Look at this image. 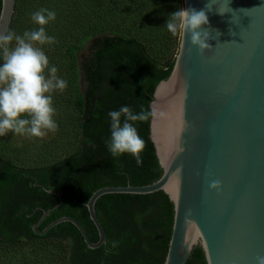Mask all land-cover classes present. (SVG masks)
I'll list each match as a JSON object with an SVG mask.
<instances>
[{
    "label": "trees",
    "instance_id": "obj_1",
    "mask_svg": "<svg viewBox=\"0 0 264 264\" xmlns=\"http://www.w3.org/2000/svg\"><path fill=\"white\" fill-rule=\"evenodd\" d=\"M170 1L173 12L183 8V0ZM23 2L31 5L30 0H15L9 27L15 33L24 24ZM92 3L90 14L66 9L69 14L66 27L76 30V36L64 47L55 65L57 75L68 82L59 117L63 124H72L77 131L72 150L37 161L14 153L16 147L0 138V264H37L38 255L32 253L31 257L23 250L35 244H42L44 248L40 249H45L46 243L63 251L61 264L164 263L174 211L161 191L101 196L95 203V211L106 243L97 249H89L77 229L67 222L52 227L43 236L33 231L42 211L59 202L55 195L58 193L62 202L47 214L37 230L68 216L79 222L88 238L96 242L97 232L84 205L92 193L107 186L148 185L162 174L149 139L150 119L135 123L145 142L142 165L137 166L129 154L113 157L107 141L108 113L122 106L134 112L142 108L150 110L154 88L168 77L176 56V53L166 59L154 56L149 34L133 32L125 22L132 19L141 24L144 21L145 25L155 22L163 26L167 11H162V3L158 5L155 0ZM45 8L54 12L57 8L64 10L63 1L54 0ZM56 18L61 19V13ZM163 33L161 36L171 39L178 51L180 33L173 36L167 29ZM84 51L89 56L81 59ZM185 264H206L200 247L193 249Z\"/></svg>",
    "mask_w": 264,
    "mask_h": 264
},
{
    "label": "water",
    "instance_id": "obj_2",
    "mask_svg": "<svg viewBox=\"0 0 264 264\" xmlns=\"http://www.w3.org/2000/svg\"><path fill=\"white\" fill-rule=\"evenodd\" d=\"M183 0L184 9L204 10L213 50L201 53L180 34L172 70L154 88L149 139L162 174L142 185L97 189L84 204L98 239L92 242L74 218L37 227V235L67 222L89 249L106 243L95 211L107 194L163 192L173 205V224L163 264H185L200 247L206 264H256L264 256V0ZM229 3V5H228ZM229 7H228V6ZM15 0H1L0 34L9 30ZM218 32V33H217ZM220 34V35H219ZM218 180L219 190H209ZM48 193H54L46 190Z\"/></svg>",
    "mask_w": 264,
    "mask_h": 264
},
{
    "label": "clouds",
    "instance_id": "obj_3",
    "mask_svg": "<svg viewBox=\"0 0 264 264\" xmlns=\"http://www.w3.org/2000/svg\"><path fill=\"white\" fill-rule=\"evenodd\" d=\"M216 3L217 0H209L207 9L210 11ZM220 4L217 12L223 15L227 12L223 0ZM31 19L38 25L35 30L25 31L23 35L12 30L0 34V137L11 132L42 139L49 132L58 130L52 94L56 91L62 93L68 82L57 75V67L49 65L41 47L55 43L54 37L47 35L46 26L56 19V13L42 8L32 13ZM207 24L204 10L178 8L168 15L164 27L173 36L187 33L190 44L203 53L213 50L208 43L209 32L203 30ZM13 41L15 46L10 47ZM153 115L151 110L142 108L134 112L128 106L110 111V138L107 141L110 154L113 157L129 154L137 166L142 165L141 153L145 142L139 136L135 123L146 122ZM208 187L209 190H219L221 183L213 180ZM255 262L264 264V256H256Z\"/></svg>",
    "mask_w": 264,
    "mask_h": 264
},
{
    "label": "rangeland",
    "instance_id": "obj_4",
    "mask_svg": "<svg viewBox=\"0 0 264 264\" xmlns=\"http://www.w3.org/2000/svg\"><path fill=\"white\" fill-rule=\"evenodd\" d=\"M54 0H30L31 5L25 4L23 2V8L25 7V12L23 16L24 24L21 26L18 35H23L25 31L35 30L38 25H36L32 19L31 14L39 11L42 8H45L47 4L52 3ZM58 1V0H55ZM63 1V9L57 8L55 13L56 16L61 13V19L56 18L54 21H50L46 26V33L48 36L54 37V44H46L41 46L42 50L45 52L49 59V65L55 66L58 63L60 58V54L63 51L64 47L74 41V37L76 36V30L71 29V27H66L69 19L68 12L66 13V9L78 11L79 9L82 12L91 13V7L93 9L94 0H61ZM158 5H163L162 11H167L165 15H169L173 13L171 9V1L170 0H155ZM166 9V10H165ZM27 12V13H26ZM70 13V12H69ZM26 15V16H25ZM152 17V16H151ZM153 19V18H152ZM166 18L164 16L163 22H166ZM142 21V20H141ZM127 28L132 30L133 32H139L142 34H149L150 36V45L151 50L153 51L154 56L159 58H171L177 53L176 45L174 42L169 39L166 40L163 31L166 30V27L161 26L160 24L156 25L155 22L150 26L149 24L145 25V22L142 21L141 24L138 20H126ZM160 26V27H159ZM159 28V29H158ZM160 34V35H159ZM157 35V36H156ZM15 42L13 41L10 47H14ZM89 56L87 51H84L81 54V59H86ZM0 63H2V56H0ZM56 67V66H55ZM59 76V74H58ZM53 106L56 109V115L54 119L58 125V130L53 132H49L44 138H35L29 137L27 135H17L14 133H8L2 138L8 143H12L16 148L14 149V153L19 156L24 155L26 158L34 160H41L47 158L50 155L61 156L65 153H68L74 147V142L77 139V131L75 127L70 124H63L60 120L59 114L62 113L64 105H63V92L56 91L52 94ZM45 249L42 244H35L31 247L24 248L23 253L25 252L27 255L31 256L36 254L38 255L37 259L39 261L37 264H61L63 261V251L57 249L52 245V243L44 244ZM44 254H48L46 257ZM39 255L44 256L42 259ZM32 257V256H31Z\"/></svg>",
    "mask_w": 264,
    "mask_h": 264
},
{
    "label": "flooded vegetation",
    "instance_id": "obj_5",
    "mask_svg": "<svg viewBox=\"0 0 264 264\" xmlns=\"http://www.w3.org/2000/svg\"><path fill=\"white\" fill-rule=\"evenodd\" d=\"M40 224H41V223H40ZM40 224H39V225H40ZM37 228H38V227H37ZM42 230H43V229H42ZM40 231H41V230H40ZM38 236H43V235H38Z\"/></svg>",
    "mask_w": 264,
    "mask_h": 264
}]
</instances>
